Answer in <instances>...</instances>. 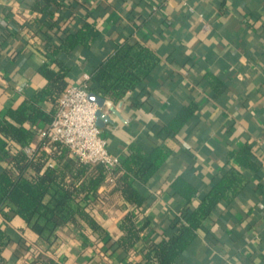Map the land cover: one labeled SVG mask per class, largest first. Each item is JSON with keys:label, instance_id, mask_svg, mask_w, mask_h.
Wrapping results in <instances>:
<instances>
[{"label": "crops", "instance_id": "crops-1", "mask_svg": "<svg viewBox=\"0 0 264 264\" xmlns=\"http://www.w3.org/2000/svg\"><path fill=\"white\" fill-rule=\"evenodd\" d=\"M34 1L0 0V124L9 109L32 99L46 85L37 67L47 61L50 17L34 11ZM62 1H71L72 6L64 5L51 17L58 21L62 37L84 22L101 34L93 51L60 56L61 62L72 66L71 85L81 83L84 74L92 76L126 38L153 48L160 57L154 77L135 94L112 101L114 112L103 108L111 122L102 128V136L112 153L123 154L131 143L146 144L156 137V127L171 121L185 101L193 100L199 111L184 137L172 144V177L188 175L207 186L228 163L227 154L246 145L260 164V170L253 172L229 160L246 177V190L233 208L221 206L220 213L205 223L180 264H264V0ZM204 73L224 77L226 88L219 98L203 81ZM42 107L48 112L52 108L46 102ZM34 130L33 148L47 125L39 122ZM51 148L45 142L46 152ZM170 183L158 175L150 191L154 203L140 218V223L151 221L144 234L153 239L168 231L169 219L182 206L169 191ZM106 191L107 186L99 189L100 194ZM90 209L108 237L122 235L120 223L130 205L103 208L97 201ZM0 228L12 239L2 253L5 264H32L31 258L15 254L31 244L62 264H96V236L89 229L85 240L71 228L59 229L57 241L48 245L18 217L11 222L0 218ZM141 259V255L124 259L115 255L107 261L136 264Z\"/></svg>", "mask_w": 264, "mask_h": 264}, {"label": "trees", "instance_id": "trees-1", "mask_svg": "<svg viewBox=\"0 0 264 264\" xmlns=\"http://www.w3.org/2000/svg\"><path fill=\"white\" fill-rule=\"evenodd\" d=\"M67 4L72 6L71 1L62 0H35L32 5L34 11L50 17L47 61L37 67L46 85L32 99L9 109L0 124V218L6 222L22 219L48 245L57 241L59 229L71 228L84 240L89 229L96 236V264H109L107 260L115 255L123 259L141 255L136 264H180L205 223L220 213L221 206L233 208L246 190V177L230 166L229 160L253 172L260 170V164L253 158L252 147L246 145L227 154L228 163L207 186L188 175L172 177V144L178 141L177 137H184L199 111L193 100L185 101L171 121L156 127V137L146 144L131 143L121 155L112 153L108 145L110 153L122 159L121 167L112 173L114 183L108 182L109 171L104 165L79 162L62 144L53 143L51 151L46 152V137L36 143L32 156L26 154L24 149L36 140V125L43 122L49 127L61 96L71 86L72 66L61 62L60 56L77 50L91 52L101 36L93 24L84 22L62 37L58 21L51 17ZM159 64L160 57L153 48L126 38L93 69L90 92L120 102L154 77ZM202 79L216 99L226 88L221 75L204 73ZM44 102L50 103L49 112L43 109ZM160 174L170 180L169 191L181 200L182 206L169 219L168 231L153 239L144 234L151 221L140 223V218L154 203L150 191ZM102 186H107L104 194L99 193ZM97 201L103 208L131 206L120 223L122 235L117 239L108 237L90 209L91 203ZM120 201L125 204L120 205ZM141 241L142 246H138ZM11 243V237L0 228V264H5L2 253ZM15 254L31 258L32 264H62L37 244L26 246L23 251L18 248Z\"/></svg>", "mask_w": 264, "mask_h": 264}, {"label": "built area", "instance_id": "built-area-1", "mask_svg": "<svg viewBox=\"0 0 264 264\" xmlns=\"http://www.w3.org/2000/svg\"><path fill=\"white\" fill-rule=\"evenodd\" d=\"M91 75L84 74L81 83L71 85L61 96L53 120L43 133L50 144L66 146L71 156L85 164H102L109 171L108 182L114 183L113 171L121 167L122 159L108 150V142L97 125L99 107L89 100ZM32 156L34 148L24 149Z\"/></svg>", "mask_w": 264, "mask_h": 264}, {"label": "water", "instance_id": "water-1", "mask_svg": "<svg viewBox=\"0 0 264 264\" xmlns=\"http://www.w3.org/2000/svg\"><path fill=\"white\" fill-rule=\"evenodd\" d=\"M89 100L93 103H96L99 107V110L96 113L97 125L100 128H105L106 124L111 122V119L109 116L104 114L103 108L108 107V108H110L111 111L114 112L112 101L107 100L106 98H104V97H102L96 93H91L89 95Z\"/></svg>", "mask_w": 264, "mask_h": 264}]
</instances>
